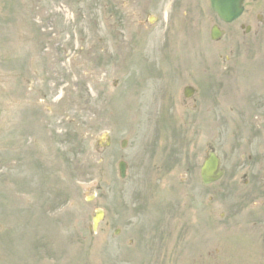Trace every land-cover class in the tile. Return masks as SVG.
<instances>
[{"label": "rangeland", "instance_id": "1", "mask_svg": "<svg viewBox=\"0 0 264 264\" xmlns=\"http://www.w3.org/2000/svg\"><path fill=\"white\" fill-rule=\"evenodd\" d=\"M212 18L202 0H0V264L245 261L233 149L255 122L238 118L233 85L263 84L264 56L237 69ZM210 75L225 88L205 121L182 89ZM209 149L223 177L204 188ZM171 213L181 229L161 234Z\"/></svg>", "mask_w": 264, "mask_h": 264}, {"label": "flooded vegetation", "instance_id": "2", "mask_svg": "<svg viewBox=\"0 0 264 264\" xmlns=\"http://www.w3.org/2000/svg\"><path fill=\"white\" fill-rule=\"evenodd\" d=\"M232 1L234 2V8L240 7V14L233 21L228 23L222 21L212 11L210 0H202V5L203 7L208 6L209 11L213 15V18L210 20V27H216L221 31L219 40L224 38L226 42L225 46L230 44L228 54H223V56H237L235 60L234 58L231 60V63L237 68L240 63L238 56H264V0ZM239 2L240 5L237 4ZM217 41H215V43ZM200 56L205 55H201L200 53ZM258 68L264 71L263 65H259ZM232 72H237V70L234 69ZM261 74L263 73L261 72ZM261 76L263 78L264 75ZM208 77H210V84L203 85L201 88L199 86L197 89L193 88L194 92L192 96L195 94L196 97H199L201 102L199 103V108L194 105L193 109L196 111L198 108L205 121L207 119L218 120V118H220V108L222 104V91L225 87L219 84L220 79L218 76L210 75ZM236 79L237 75L233 77L235 83ZM263 84L250 86L243 94L239 92L237 84L233 85V98L236 99L235 104L237 102L239 106V108L236 109L241 110L238 118L245 119L249 125L255 122V125L249 127L248 138L245 144L246 148L243 149V147L236 144L233 149L235 154V170L237 172L238 170L245 171L241 175L244 181H242V178L236 176L234 187L236 192L233 196V213L231 215V224L233 226L232 229L234 230L233 234L235 239L238 238L239 242L245 243V245H241V247H244L242 251L245 253V261L239 259L242 264H264ZM173 100L172 98L171 104ZM239 187L245 188L244 196L239 193ZM211 221L214 224V228L218 229L220 224H217L213 219ZM172 223L171 213L167 220V232L171 235L173 233L178 234L181 228H174ZM240 234L243 235L240 236ZM243 237H245V239H243ZM235 259L238 262L237 253L235 254Z\"/></svg>", "mask_w": 264, "mask_h": 264}, {"label": "water", "instance_id": "3", "mask_svg": "<svg viewBox=\"0 0 264 264\" xmlns=\"http://www.w3.org/2000/svg\"><path fill=\"white\" fill-rule=\"evenodd\" d=\"M222 5L229 6L226 7L227 10H222L221 8L218 7L220 6L219 0H211L212 7L215 12H217L219 15H229L228 19H232L238 14V10L234 8V2L232 0H221ZM229 8V9H228ZM226 20V19H225ZM215 30H213V37H216L215 35ZM218 162L217 160L213 157L210 156V158L204 163L203 167L201 168V179L204 184H208L210 182L215 181L219 176L220 172L218 171ZM124 171H125V165L123 163L119 164V172L120 176H124ZM103 217V212L101 210H97L92 218V231H94L99 223V221Z\"/></svg>", "mask_w": 264, "mask_h": 264}]
</instances>
